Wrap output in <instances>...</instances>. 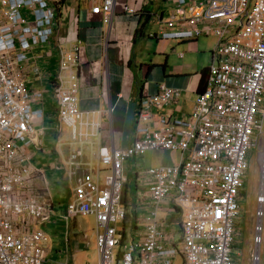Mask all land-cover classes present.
<instances>
[{"label": "built area", "instance_id": "1", "mask_svg": "<svg viewBox=\"0 0 264 264\" xmlns=\"http://www.w3.org/2000/svg\"><path fill=\"white\" fill-rule=\"evenodd\" d=\"M100 1L92 13L111 23L117 0ZM166 1L173 8L167 20L159 17L163 29L157 38L219 40L205 88L188 116L162 111L180 98L181 89L162 83L155 93L144 94L132 143L100 146L102 168L96 172L81 152L72 155L65 175L75 183L59 214L60 242L71 246L75 216H94L99 264H235L242 192L251 151L259 145L250 258L252 264H264V0ZM56 11L49 0H0V264H44L50 235L43 226L58 221L46 175L33 163L30 149L41 145L40 105L47 90L28 83L32 72L43 77L38 64L43 54L36 52L56 32ZM124 12L139 14L129 6ZM76 58L67 55L61 68ZM77 89L74 81L54 87L58 116L74 139H88L102 131L103 121L95 119V111L80 108ZM158 150L179 152L181 159L134 173L155 208L138 239H132L123 226L132 212L123 202L125 161ZM160 209L182 212L179 240L166 229Z\"/></svg>", "mask_w": 264, "mask_h": 264}, {"label": "crops", "instance_id": "2", "mask_svg": "<svg viewBox=\"0 0 264 264\" xmlns=\"http://www.w3.org/2000/svg\"><path fill=\"white\" fill-rule=\"evenodd\" d=\"M49 2L57 10L56 32L50 43L36 52L43 54L38 60L43 77L38 78L32 72L28 78L31 88L47 90L44 103L40 105L44 113L42 118L44 133L41 136V145H32L30 149L33 154L32 161L36 167L44 171L49 187L48 172H60L61 182L69 189V198L65 202L61 200L62 198L55 199L53 196L58 209L54 219L58 221L43 226L50 235L44 264H64L66 261L73 264H90L77 262L79 254H83L87 248L86 243L78 236L80 230L75 233V229L71 228L70 247H65L60 242L63 236V221L59 214L71 200L72 187L75 183L65 175L67 168H70L72 155L81 152L79 157L92 168V172L102 168L100 146L114 144L117 147H124L132 143L135 137L138 104L144 94L155 93L162 83L182 90L180 98L162 111L170 112L173 116L190 115L194 110L197 94L205 88L210 65L214 62L213 51L219 40L215 36H204L191 41L157 38L156 35L163 29L159 22L160 18L167 20L173 8L166 0H117L116 14L108 24L104 23L102 15L92 13L93 6L101 4L100 0H49ZM127 6L137 10L139 14L131 16L124 12ZM148 17L151 19L147 24L145 21ZM143 24L146 26V34L136 40V31ZM146 39H152L154 44L151 45ZM139 43H143L145 47L151 45L154 55L138 54L136 46ZM69 54L77 58L68 62V68L62 69L61 61ZM205 69L207 72L202 82ZM63 70L66 71L68 79L64 85H68L69 81L77 82L80 108L84 111H95V119L103 121L102 131L92 135L97 139L89 154L84 152L83 145L89 142L92 136L88 139L83 137L74 139L68 125L71 137L68 156L65 157L64 151L60 149L63 142L61 132L63 125L66 124L61 123L58 111L53 110L49 103L53 98L58 107L53 89L57 84H62L60 77ZM58 78L61 83L58 82ZM111 107H114L112 116L107 114ZM161 151L168 155L170 160L168 164L159 165H171L174 160L181 159L179 152ZM45 157L50 158L49 164L35 162L37 158L45 161ZM142 168L148 167L140 166L135 169L132 173L134 179V173ZM123 174L125 175V165ZM125 183L123 202L127 207H132V212L123 226L127 237L138 239L139 233L144 229L143 224L155 207L151 203L147 187L135 180L133 188L129 189L126 181ZM159 212L166 229L179 240L182 212L177 210L166 213L163 209ZM53 236L59 239L56 245L53 244ZM235 258V264H239L238 257Z\"/></svg>", "mask_w": 264, "mask_h": 264}, {"label": "rangeland", "instance_id": "3", "mask_svg": "<svg viewBox=\"0 0 264 264\" xmlns=\"http://www.w3.org/2000/svg\"><path fill=\"white\" fill-rule=\"evenodd\" d=\"M152 29V28H150ZM156 30V28H153ZM152 31V30H151ZM142 40V39H141ZM151 45L154 44L152 39H146ZM149 46H144L143 43H139L136 47V52L140 55L146 56V54L151 53L154 55V49ZM139 55V56H140ZM148 61V60H147ZM135 70L136 68L133 67ZM62 83L65 84L67 82L66 71H62ZM63 130L61 132L62 146L60 149L64 151V156L67 157L69 153V148L71 144L70 137V128L67 125H63ZM264 132V130H263ZM97 138L91 137V140L83 145V150L86 154H89L93 148ZM256 141V139H255ZM52 144L54 141L51 140ZM262 145H264V135ZM53 146V145H52ZM60 147V146H59ZM58 147V148H59ZM72 147V146H71ZM80 147V144H77V148ZM260 151L259 145L254 147L251 151L250 160L251 166L249 172L247 174V178L245 181V187L242 195V217L239 221V236L236 238V256L238 257L239 264H252L250 258V252L253 247L252 239L254 235V228L256 225V212H257V194L259 191L260 184V175L261 170L258 162V153ZM40 157V156H39ZM46 158V157H45ZM168 160L170 157L165 155L161 150L158 151H148L140 156L132 157L128 159L125 163V181L127 182V186L129 189L134 186V177L133 171L140 166L150 167L157 166L159 164H168ZM50 158H46L45 161H40L39 158L35 160V162H39L38 164L47 165L50 162ZM48 179L50 182V187L52 190V194L55 199L62 198V201L68 200L69 198V189L61 182L60 172L57 171H49ZM64 192V193H63ZM72 229H75V233L80 230L79 237L81 241L86 243L85 251L83 254H79L77 257V262L82 261L83 263L89 262L90 264H99V255L97 249V240H96V232H95V218L94 216H75L73 224L71 226ZM57 236H53V244L56 245L58 241Z\"/></svg>", "mask_w": 264, "mask_h": 264}, {"label": "trees", "instance_id": "4", "mask_svg": "<svg viewBox=\"0 0 264 264\" xmlns=\"http://www.w3.org/2000/svg\"><path fill=\"white\" fill-rule=\"evenodd\" d=\"M150 17H148L147 19H146V21H145V23H149V21H150ZM145 29H146V26H145V24H143L137 31H136V40H137V38H139V37H142L143 35H145L146 33H145ZM206 72H207V70L205 69L204 70V72H203V76H202V82L204 81V79H205V76H206ZM53 80H55V78H53ZM202 87V86H201ZM52 100H53V98H51L50 99V105H51V107H52V109L53 110H55V111H58V107H57V105H56V103H55V101L54 102H52ZM244 191V190H243ZM244 193L242 192V195H243Z\"/></svg>", "mask_w": 264, "mask_h": 264}]
</instances>
